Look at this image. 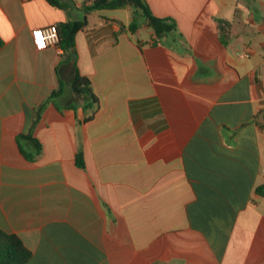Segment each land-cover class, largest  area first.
Instances as JSON below:
<instances>
[{
	"label": "crops",
	"instance_id": "obj_1",
	"mask_svg": "<svg viewBox=\"0 0 264 264\" xmlns=\"http://www.w3.org/2000/svg\"><path fill=\"white\" fill-rule=\"evenodd\" d=\"M55 1L0 0V229L28 264H264V0H146L166 45L130 7ZM84 17L75 66L35 49Z\"/></svg>",
	"mask_w": 264,
	"mask_h": 264
},
{
	"label": "trees",
	"instance_id": "obj_2",
	"mask_svg": "<svg viewBox=\"0 0 264 264\" xmlns=\"http://www.w3.org/2000/svg\"><path fill=\"white\" fill-rule=\"evenodd\" d=\"M51 3L56 4L55 0H49ZM125 7L134 9L139 15H141L146 25L152 30L154 38L153 44H163L166 42L178 43L184 40L183 35L178 30L177 24L174 19L166 17L159 18L152 14L150 7L146 0H94L87 8L88 11L92 10H116ZM218 28L220 30V41L226 44L223 32L225 27L229 25L226 20H217ZM87 25V20L84 17L83 20L78 22H70L58 28L59 40L57 45L64 50L68 59L73 60L75 55L74 38L75 34L84 29ZM137 25L134 23L131 25V30L134 31ZM2 41L0 40V46ZM75 66V61L73 60ZM60 88L54 92V95H58L62 91L63 83L60 81ZM72 89L78 97H82L89 101L88 108H93L98 105V100L91 89L90 80L82 76L75 67V75L72 81ZM43 108L40 107L39 110ZM38 110V112H39ZM36 146L33 155L26 154L22 151L23 155L28 160H34L41 153V145L38 140L28 137ZM76 164L80 168H85L83 156L81 152L77 153ZM256 193L264 197V184L256 188ZM32 257L31 251L25 246L22 239L14 234L8 233L0 229V264H28Z\"/></svg>",
	"mask_w": 264,
	"mask_h": 264
},
{
	"label": "built area",
	"instance_id": "obj_3",
	"mask_svg": "<svg viewBox=\"0 0 264 264\" xmlns=\"http://www.w3.org/2000/svg\"><path fill=\"white\" fill-rule=\"evenodd\" d=\"M32 42L37 51H43L51 45H57L59 36L56 25L35 28L31 31Z\"/></svg>",
	"mask_w": 264,
	"mask_h": 264
},
{
	"label": "rangeland",
	"instance_id": "obj_4",
	"mask_svg": "<svg viewBox=\"0 0 264 264\" xmlns=\"http://www.w3.org/2000/svg\"><path fill=\"white\" fill-rule=\"evenodd\" d=\"M140 19L141 17L138 16L137 19H136V23L140 25ZM138 36H140L141 38H149L146 30L143 29V27L139 28V34Z\"/></svg>",
	"mask_w": 264,
	"mask_h": 264
}]
</instances>
